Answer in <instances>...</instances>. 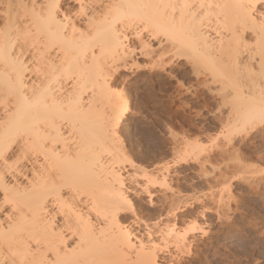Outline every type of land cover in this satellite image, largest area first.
Returning a JSON list of instances; mask_svg holds the SVG:
<instances>
[{"label": "bare ground", "instance_id": "1", "mask_svg": "<svg viewBox=\"0 0 264 264\" xmlns=\"http://www.w3.org/2000/svg\"><path fill=\"white\" fill-rule=\"evenodd\" d=\"M261 2L0 0V264H160L163 251L192 252L202 227L170 221L179 209L135 215L119 132L131 106L111 83L140 68L137 56L149 71L189 56L225 68L239 82L221 126L230 145L264 116ZM141 174L134 193L158 205L152 189L169 187L170 166Z\"/></svg>", "mask_w": 264, "mask_h": 264}, {"label": "rangeland", "instance_id": "2", "mask_svg": "<svg viewBox=\"0 0 264 264\" xmlns=\"http://www.w3.org/2000/svg\"><path fill=\"white\" fill-rule=\"evenodd\" d=\"M74 8L75 4L64 2V11ZM257 12L264 17V3ZM246 35L248 44L255 46L256 36L251 31ZM151 44L157 48L158 41ZM137 62L144 66L149 58L137 56ZM205 62L192 56L177 58L163 69L133 67L112 81L113 92H122L131 106L119 127L128 154L122 167L131 174L126 186L134 190L143 183L142 170L170 166L169 187L152 189V200L162 201L158 205L150 206L147 196L129 190L136 217L151 221L179 209L170 221L176 220L181 229L193 227L194 220L202 227L191 253L172 261L163 251L160 264H264V160L240 135L230 143L240 141L237 151H229L228 128L221 126L239 82L225 68ZM258 62L259 56L254 63ZM162 77L169 83L174 80L176 86L162 87ZM196 152L198 160L193 156ZM133 216L124 220L141 236L144 226L134 224Z\"/></svg>", "mask_w": 264, "mask_h": 264}, {"label": "snow or ice", "instance_id": "3", "mask_svg": "<svg viewBox=\"0 0 264 264\" xmlns=\"http://www.w3.org/2000/svg\"><path fill=\"white\" fill-rule=\"evenodd\" d=\"M264 3V0H262ZM83 7V6H81ZM262 26H264V21L261 22ZM162 87H175L176 83L173 80L171 83L167 80L166 77H162ZM143 91V90H142ZM148 96V92L145 91V97ZM123 110V106H121V111ZM118 119V116L113 119L112 127L110 128V134L115 135L116 125L115 120ZM241 139H246V143L252 145L255 151L259 152V155L262 160H264V116H262L261 120L257 122H253L250 125H246L242 130ZM239 140H237L234 144L231 145L229 151L233 152L236 148V145L239 144ZM213 145H215V141H213ZM227 159V157H225Z\"/></svg>", "mask_w": 264, "mask_h": 264}]
</instances>
